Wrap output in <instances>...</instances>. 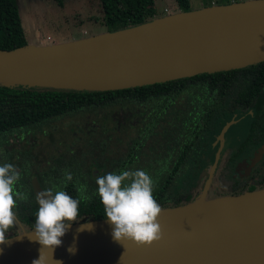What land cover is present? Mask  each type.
<instances>
[{
	"label": "water",
	"instance_id": "water-1",
	"mask_svg": "<svg viewBox=\"0 0 264 264\" xmlns=\"http://www.w3.org/2000/svg\"><path fill=\"white\" fill-rule=\"evenodd\" d=\"M262 61L264 0H241L66 42L0 49V86L109 91ZM263 152L264 144L252 161ZM218 159L219 152L199 196L161 207L163 238L152 246L115 241L106 218L81 220L72 224L53 253L44 250L47 264H264V187L206 197ZM30 185L35 199L45 190L37 177ZM87 224L92 230L78 231ZM32 231L8 236V242L0 244V264L39 259L42 246L30 239Z\"/></svg>",
	"mask_w": 264,
	"mask_h": 264
},
{
	"label": "trees",
	"instance_id": "trees-1",
	"mask_svg": "<svg viewBox=\"0 0 264 264\" xmlns=\"http://www.w3.org/2000/svg\"><path fill=\"white\" fill-rule=\"evenodd\" d=\"M56 1L61 4V0ZM233 1L241 0L224 3ZM98 3L101 14L94 19L107 31L163 16L156 15L155 0H98ZM176 3L178 9L174 12L191 9L190 0H176ZM26 43L16 0H0V49ZM124 103H128V111L120 109L114 113H122L124 119L137 113L147 114L148 118L142 127L125 128L128 141L122 151L118 150L120 139L116 132L114 137L110 135L112 127L101 125L94 126L84 139L86 144L82 152L86 164L79 160L80 150L72 151L69 156L64 150L63 154H53L50 158L49 153L34 152L33 145L28 143L22 148L24 158L7 162L19 168L20 179L15 191L26 197L17 199L14 211L18 220L34 226L39 206L29 183L33 175H38L45 189L64 190L73 198L87 197L79 206L80 221L105 218L97 195L95 175L99 171L102 176L121 170H144L154 181L153 196L161 207L192 200L202 162L209 154L208 146L228 115L239 107L250 106L255 109L251 130L258 128L260 137L264 132V61L238 69L109 91L0 86V136L20 128L33 130L55 117L93 114ZM150 103L154 106L145 111V105ZM135 105L137 107L132 110ZM124 106L126 110L128 106ZM117 119L118 125L123 127L125 120L120 123ZM114 143L117 153L112 156L108 148ZM145 152L146 159L142 157ZM28 156L36 157L41 169L29 163ZM66 173H71V181L65 179ZM253 189L254 185L250 187Z\"/></svg>",
	"mask_w": 264,
	"mask_h": 264
},
{
	"label": "rangeland",
	"instance_id": "rangeland-1",
	"mask_svg": "<svg viewBox=\"0 0 264 264\" xmlns=\"http://www.w3.org/2000/svg\"><path fill=\"white\" fill-rule=\"evenodd\" d=\"M225 1L226 0H190L189 4L191 9H197L206 5L224 3ZM16 2L27 43L38 44L41 43V41L45 44L61 43L107 31L103 24L94 19V17H98L101 14L98 0H61V4H58L56 0H16ZM176 4V0H155L156 15L160 16L173 13L178 9ZM123 105H125L126 108L128 106V108L125 110L122 107ZM152 106H154V104H147L145 105L144 110L149 111ZM135 107H137V105L133 106L132 110H135ZM139 108L142 109L143 106H139ZM111 109L104 108V110L97 111L93 114L77 113L75 115L55 117L44 125L38 126L33 130H28L26 132L17 131L12 134L9 133L2 135L0 143L3 139L6 142L2 148H9L11 145L17 147L27 143H38L39 146L36 145V148L50 150L53 149V145H55V147H57V150H54L55 154H59L64 150L66 152L71 149L73 151L80 150L79 160L86 164L87 162L84 160L85 153L82 152L86 144L84 139L88 134H91L90 131L94 126V128H98L101 125L111 126L112 130L110 131V135L114 137L117 134V138L120 139L118 141V150L122 151L123 148L125 149L124 145H126L128 141L127 135H125V128H127V126L142 127L147 122V114H132L130 118L127 117L124 119V116L121 113L116 115L120 119V123H122L121 120H125V124H123L124 126L121 127L117 123L118 119L114 112L118 113L120 109L123 110V112L128 111V103L116 104L112 106ZM244 111L235 110L228 115L224 119V124L219 130L220 134V131L224 128L223 133L220 135L218 134L220 138L216 140L213 145L208 146L209 154L207 155L208 157L204 159L203 163L205 166L202 167L197 185L193 188V198L202 193L209 178L215 156L218 152L220 161L216 164L213 170L206 197L210 198L217 195L235 193L233 191H236L237 185L232 181L229 171L232 169L234 161H236L239 156L235 157L232 155V153H234L232 150H234L236 145L243 140L253 117V110H248L247 112ZM104 114H106L107 117L104 116ZM115 130H119L120 132ZM135 131L137 130H134V132ZM50 134L53 136L52 139H50ZM63 138L66 139L65 145L62 141ZM229 144L232 146V150H230L231 152L221 151L224 145L226 148ZM115 145L116 143L108 148L110 151L109 153H111L112 156L117 153ZM262 145L258 148H261ZM50 150L47 152L49 155L51 154ZM146 152L142 155L144 159L147 158ZM228 154L234 156L232 161L228 160ZM263 159L264 152L259 158H256L253 161L252 158L247 163L246 161H239L236 163V168L233 172L238 174L237 177L243 179L244 176L250 175L255 167L258 166L255 170L262 169ZM4 161L5 159H0L1 163H4ZM39 169L41 168L39 167ZM91 172L93 173L94 169H92ZM262 172H264V168L262 169ZM95 176L96 178L100 176V171ZM250 181L254 182L252 180ZM261 187H264V181L257 185V188ZM33 228L34 226L32 227L25 224L17 218V223L12 229H10L8 236L33 230Z\"/></svg>",
	"mask_w": 264,
	"mask_h": 264
},
{
	"label": "clouds",
	"instance_id": "clouds-1",
	"mask_svg": "<svg viewBox=\"0 0 264 264\" xmlns=\"http://www.w3.org/2000/svg\"><path fill=\"white\" fill-rule=\"evenodd\" d=\"M19 179L20 174L14 165H0V244L8 242V233L17 223L14 211L17 199H26L15 191ZM65 179L71 181V173H66ZM96 184L104 217L112 227L115 241L121 244L132 241L137 246L149 247L163 238L158 221L162 208L153 196L154 181L148 173L141 169L109 172L98 176ZM82 199L88 198H73L64 190L51 188L36 195L39 208L29 236L42 247L39 259L33 260L32 264H47L44 250L53 253L61 246V238L73 223L80 221ZM85 228L92 230L93 225H81L78 231ZM68 251L74 252V249L70 247ZM56 264L61 262L56 261Z\"/></svg>",
	"mask_w": 264,
	"mask_h": 264
},
{
	"label": "flooded vegetation",
	"instance_id": "flooded-vegetation-1",
	"mask_svg": "<svg viewBox=\"0 0 264 264\" xmlns=\"http://www.w3.org/2000/svg\"><path fill=\"white\" fill-rule=\"evenodd\" d=\"M246 109V110H245ZM236 110H240V111H248V110H250V111H252L253 110V116H254V111H255V109L254 108H252V107H239L238 109H236ZM244 111V112H245ZM115 114H117V113H115ZM120 120V119H119ZM124 120V119H123ZM122 121V120H121ZM252 122H253V117H252V120L250 121V123H249V126H248V128H247V133L245 134V136H244V138H243V140H241L237 145H236V147H235V151L234 150H232L231 149V144H229V146L228 147H226L225 148V145L223 146V149L221 150V151H224V152H231L230 150H232V152H234V153H232V155H234L235 157H238L237 159H236V161H234V163H233V167H232V169L229 171L230 172V175H231V177H232V181L233 182H235L236 183V191H233V192H235V193H240V192H243V191H248V190H250V187L252 186V185H254L255 186V189L257 188V185H259V184H261L264 180V172H262V169L264 168V159L262 160V162H263V165H262V169H259V170H255L257 167H255L254 169H253V172L250 174V175H248V176H244L243 177V179H241V178H239V177H237L238 176V174H235L233 171H234V169L236 168V163H238L239 161H246V163L248 162V161H250V159L252 158V156L254 155V152H255V150L260 146V145H262L263 143H264V132L262 133V135H261V137H260V134H261V131L258 129V128H254V130H251V126H252ZM263 126H264V119H263ZM28 130H31V129H27V128H20L18 131H21V132H26V131H28ZM12 133H14V132H11V134ZM219 134V132L216 134V136ZM51 135V134H50ZM248 135H251V137H249L248 138ZM216 136H215V138H214V140L211 142V144L210 145H213L214 144V142L216 141ZM17 137V136H16ZM0 138H1V136H0ZM18 138H20V137H18ZM23 138V137H22ZM50 139H51V137H50ZM62 141H63V144L66 142V139L65 138H63L62 139ZM218 142V141H217ZM4 144H6V142H5V140L3 139V141L0 143V159H5V161H4V163H1L0 162V165H3V164H5V163H7L9 160H12L13 162H18L19 160H20V158H24V151H22V148H23V146H25V144H23L22 146H13V145H11V144H9V145H11L9 148H2V146L4 145ZM33 145V147H34V152H39V151H43V152H48L47 151V149H45V148H36V145H38V143H35V144H32ZM39 146V145H38ZM54 147V148H53ZM53 149H51L50 150V152H51V154H50V158H51V156L53 155V154H55L54 153V150H57L56 148L57 147H55V145H53ZM85 147V146H84ZM84 147H80V148H84ZM85 149V148H84ZM49 150V149H48ZM72 151L73 150H70V151H68V152H66L67 153V155L69 156V155H71V154H73L72 153ZM63 152L64 151H62V152H60L61 154H63ZM59 153V154H60ZM231 154H228L227 155V158H229L228 160L229 161H232L233 160V157L234 156H230ZM28 158H31V159H29L30 161H29V163H32L35 167H37V169H39V167L40 166H38L39 165V163H37V159H36V157L34 158L33 156H28ZM219 161H220V158H219V160H218V162L217 163H219ZM52 163H53V161H51ZM203 162H204V160H203ZM202 162V167L203 166H205L204 165V163ZM33 177H37L38 178V180L40 181V179H39V177H38V175H33V176H31L30 177V179H29V183H31V180H32V178ZM198 179H199V177H198ZM250 180H252V181H254V182H251ZM260 180H262V182H260ZM40 183H41V181H40ZM41 185H42V187L44 188V186H43V184L41 183ZM30 188H31V185H30ZM45 189V188H44ZM31 191H32V189H31ZM33 193V192H32ZM34 195V194H33Z\"/></svg>",
	"mask_w": 264,
	"mask_h": 264
},
{
	"label": "crops",
	"instance_id": "crops-1",
	"mask_svg": "<svg viewBox=\"0 0 264 264\" xmlns=\"http://www.w3.org/2000/svg\"><path fill=\"white\" fill-rule=\"evenodd\" d=\"M41 43L45 44L44 42L41 41Z\"/></svg>",
	"mask_w": 264,
	"mask_h": 264
}]
</instances>
